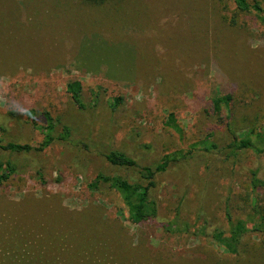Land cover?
Returning a JSON list of instances; mask_svg holds the SVG:
<instances>
[{
  "label": "rangeland",
  "instance_id": "1",
  "mask_svg": "<svg viewBox=\"0 0 264 264\" xmlns=\"http://www.w3.org/2000/svg\"><path fill=\"white\" fill-rule=\"evenodd\" d=\"M73 81L83 84L84 108L65 91ZM227 95L231 106L215 112L213 102ZM115 98L122 101L113 112ZM13 108L36 110L39 124L51 111L89 149L0 150L19 168L0 186V260L8 244H24L76 264H264V234L252 224L238 255L211 237L228 229L227 210L252 214V172L264 182V154L226 156L234 138L264 132V23L255 14L232 0H0L4 140L39 144L24 117L7 115ZM170 112L182 136L166 126ZM207 139L217 148L192 150ZM110 150L140 166L177 150L192 154L158 174L150 193L157 215L134 225L114 190L88 188L100 173L140 179L111 166L101 155ZM257 201L264 215V188ZM177 217L190 233L167 230Z\"/></svg>",
  "mask_w": 264,
  "mask_h": 264
},
{
  "label": "trees",
  "instance_id": "2",
  "mask_svg": "<svg viewBox=\"0 0 264 264\" xmlns=\"http://www.w3.org/2000/svg\"><path fill=\"white\" fill-rule=\"evenodd\" d=\"M84 3L98 5L105 0H82ZM237 9L243 13H253L257 19L264 23V1L263 0H232ZM51 15L58 16L56 12ZM66 93L71 97L73 102L79 108H84L83 99V84L80 81H73L67 84ZM94 102L98 101L99 95H95ZM122 98L113 99L109 106L114 112ZM232 97L222 96L213 102L215 112H219L222 105L229 108L231 106ZM7 115L29 122L32 127L42 135V141L37 144H21L14 141H5L4 136L6 129L0 125V150L6 151L12 155L26 156L31 153H42L55 143H61L72 149H89L82 141L76 140L73 137L71 127L64 125L61 117L53 114L49 110L42 112L44 120L43 124H39L36 120L37 112L34 109H28L25 112H16L15 108L9 109ZM166 126L176 132L178 135H183V128L179 124L176 114L170 112L167 116ZM3 135V138L1 136ZM201 146L204 150L211 151L217 148L216 144L207 139L197 142L192 145V150H197ZM228 158L237 157L240 153L247 150H254L257 153L264 154V132H250L246 136H240L233 139L228 145ZM191 151L177 150L166 154L159 163L152 166H140L137 161L131 158L124 152L118 150H110L101 155L105 160L114 167L126 170H136L140 176L137 181H131L127 177L116 174L109 175L105 173L98 174L94 180L88 185L91 191H99L102 187H108L114 190L120 197L127 220L134 225L142 224L143 222L155 218L157 215V205L152 199L150 193L156 187L155 178L158 174L166 172L172 164L186 161L192 154ZM19 173V168L10 159H0V186L10 181V179ZM251 188L253 201L251 206L252 214L249 218H235L229 210L226 212V220L228 229H216L212 232V239L220 244L227 254L234 256L241 251L243 240L249 233V225L252 224L251 230L264 234V215L259 207L257 196L260 190L264 188V182L259 178L258 172L253 171L251 175ZM145 182L146 184L142 183ZM167 230L172 233L187 232L190 233V225L181 223L179 217L167 224ZM196 235H208L203 229H199ZM24 244H8L2 249V254L6 258L0 260V264H76L72 261L62 260H46L41 253H30L28 247ZM91 264V263H87Z\"/></svg>",
  "mask_w": 264,
  "mask_h": 264
}]
</instances>
